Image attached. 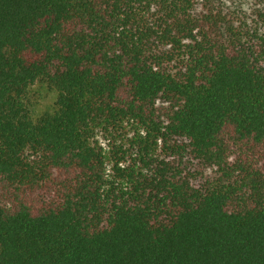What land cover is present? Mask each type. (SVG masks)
I'll list each match as a JSON object with an SVG mask.
<instances>
[{"label":"trees","instance_id":"trees-1","mask_svg":"<svg viewBox=\"0 0 264 264\" xmlns=\"http://www.w3.org/2000/svg\"><path fill=\"white\" fill-rule=\"evenodd\" d=\"M0 264H264V0H0Z\"/></svg>","mask_w":264,"mask_h":264},{"label":"rangeland","instance_id":"rangeland-1","mask_svg":"<svg viewBox=\"0 0 264 264\" xmlns=\"http://www.w3.org/2000/svg\"><path fill=\"white\" fill-rule=\"evenodd\" d=\"M52 101V100H51Z\"/></svg>","mask_w":264,"mask_h":264}]
</instances>
